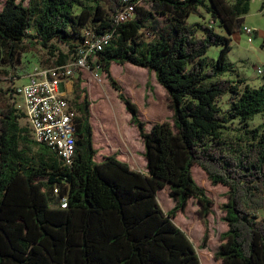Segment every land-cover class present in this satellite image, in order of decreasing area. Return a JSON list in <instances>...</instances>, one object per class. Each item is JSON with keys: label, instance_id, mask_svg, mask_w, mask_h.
Returning <instances> with one entry per match:
<instances>
[{"label": "trees", "instance_id": "1", "mask_svg": "<svg viewBox=\"0 0 264 264\" xmlns=\"http://www.w3.org/2000/svg\"><path fill=\"white\" fill-rule=\"evenodd\" d=\"M129 5L134 17L117 23ZM250 5L251 0H6L0 10V80L19 72L24 54L39 47L48 50L53 69L73 61L86 29L114 36L95 62L90 57V70L78 67L70 77L56 71L73 82L67 96L75 111L71 163L35 140L18 107L17 87L0 88V264H204L176 221L191 199L200 202L204 216L211 212L213 200L195 178V167L213 185L228 188L222 205L228 228L216 259L264 264V123L252 126L264 115V82L252 87L243 77L225 76L235 70L228 58L231 35L244 32ZM193 15L198 19L192 21ZM206 16L209 22L203 23ZM213 46L221 49L211 62ZM113 63L155 73L172 123L156 122L146 130L137 106L111 75ZM97 65L131 113L147 171L132 167L104 93L98 84L92 87ZM165 186L176 202L169 211L158 199Z\"/></svg>", "mask_w": 264, "mask_h": 264}, {"label": "rangeland", "instance_id": "2", "mask_svg": "<svg viewBox=\"0 0 264 264\" xmlns=\"http://www.w3.org/2000/svg\"><path fill=\"white\" fill-rule=\"evenodd\" d=\"M5 2L6 0H0V10ZM28 2L29 0H24V4H28ZM197 19V16L191 17L192 21ZM208 22L209 16H206L203 23ZM212 24L217 31L223 32L217 23L212 22ZM243 25L252 29V41H249L250 36L242 30H237L231 35L232 49L228 58L235 70L225 74V76L234 79L240 76L245 78L250 86L259 87L264 82V6L262 0H251L250 11L244 17ZM225 34L227 35V33ZM220 49L218 46L210 48L207 54L209 61L212 62L217 59ZM48 59V50L41 47L24 54L23 64L19 72L10 71L7 78L0 80V88L8 90L26 84L31 74L38 70L50 69L51 61L49 63ZM2 69L5 67L0 62V70ZM111 75L121 87V92L137 106L139 118L145 122L147 131L156 122L169 121L172 123L173 111L168 106L166 91L157 82L154 72H149L146 68L129 63L125 65L113 63ZM90 81L93 82V88L98 84L104 93L115 122L116 136H119L129 151L132 167L147 171L143 139L140 137L136 125L131 121V113L127 111L125 103L119 97L120 92L110 84L106 74L102 71H98L97 77L92 73ZM19 99L17 97L18 105L21 104ZM224 102L223 106H225ZM21 123L22 125L27 124L25 119H21ZM262 123H264V115H258L252 122V126L256 127ZM194 176L213 200L211 212L204 216L200 202L191 199L186 209L178 212L176 221L187 230L204 264H220L221 262L216 259V253L223 242V233L228 228L224 220L226 212L222 208V205L228 201V188L223 185H213L206 173L199 167H195ZM170 193L171 190L168 186L158 191V199L165 211L173 209L176 205ZM205 237H207L206 241L204 240Z\"/></svg>", "mask_w": 264, "mask_h": 264}, {"label": "built area", "instance_id": "3", "mask_svg": "<svg viewBox=\"0 0 264 264\" xmlns=\"http://www.w3.org/2000/svg\"><path fill=\"white\" fill-rule=\"evenodd\" d=\"M134 12V6L129 5L119 14L117 23L132 19ZM243 29L250 36L249 41H252V29L248 26ZM113 36L114 32L98 35L91 29H86L82 45L73 61L66 66L38 70L29 76L26 84L17 87L21 97V104L18 107L24 111L35 140L45 142L56 149L68 163H71L75 151L73 121L75 111L67 99L66 90L62 88L66 81L58 77L56 71L59 69L63 75L70 77L75 75L78 67L90 70V57L95 62L96 54L112 41ZM99 69L97 65L91 70L94 76H98ZM49 75L53 78H49Z\"/></svg>", "mask_w": 264, "mask_h": 264}, {"label": "crops", "instance_id": "4", "mask_svg": "<svg viewBox=\"0 0 264 264\" xmlns=\"http://www.w3.org/2000/svg\"><path fill=\"white\" fill-rule=\"evenodd\" d=\"M62 88L66 90V93L68 96V94H71L73 91V82H71V81L65 82V84H63Z\"/></svg>", "mask_w": 264, "mask_h": 264}]
</instances>
